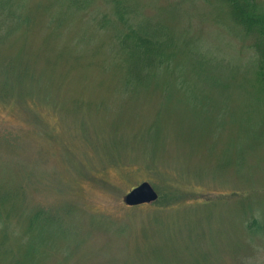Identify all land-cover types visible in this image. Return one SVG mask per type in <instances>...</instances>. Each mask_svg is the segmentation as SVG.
<instances>
[{"label":"rangeland","instance_id":"rangeland-1","mask_svg":"<svg viewBox=\"0 0 264 264\" xmlns=\"http://www.w3.org/2000/svg\"><path fill=\"white\" fill-rule=\"evenodd\" d=\"M134 1H123L132 17L178 31L184 46L167 76L185 93H163L158 81L139 93L121 86L120 23L99 24L116 18L114 0H89L59 34L58 4L26 0L32 23L0 41V196L15 207L4 220L9 202L0 206V264H264L255 39L200 0ZM83 32L92 39L78 45ZM11 62L27 65L24 78L3 71ZM142 181L157 198L126 204ZM37 211L50 219L29 223Z\"/></svg>","mask_w":264,"mask_h":264},{"label":"trees","instance_id":"trees-1","mask_svg":"<svg viewBox=\"0 0 264 264\" xmlns=\"http://www.w3.org/2000/svg\"><path fill=\"white\" fill-rule=\"evenodd\" d=\"M88 1L51 0L50 6L45 7H53L57 3L58 8L61 10L57 11L56 26L50 29L55 32L56 30L61 31L67 28L69 26V20L72 18V12L86 6ZM123 1L128 2V0H114V13L116 18L104 14V20L101 19L99 21V24L102 22L100 28H104L105 30L108 29L111 21H118L120 23V26L114 29L113 34L115 39H113L114 43H112L115 45L118 54V59L114 61H117L115 63L117 72H113L116 75H120L121 86L127 88L132 93H139L145 92L152 81H158L163 93H185L183 92V84L180 81L177 83V80L173 81L171 77L167 76V60L175 59L174 56L177 54V49L184 46V43L176 36L178 31L175 32L171 21L168 22L166 19L158 20L155 16H151L150 20L147 18L138 20L139 18L132 17L130 15L132 8L125 6ZM130 1L136 3L134 0ZM200 1L204 7L207 4H211L221 10L225 14L229 26L236 28L239 37L252 36L255 39L253 45L257 51V60H253L254 70L258 73L257 76L264 88V13L257 11L259 5L256 3V0ZM136 5L138 6L137 3ZM25 6L26 0H0V41L15 29L24 25L29 26L32 23V17L27 15V13L21 12ZM165 8L166 6L163 4L159 10ZM199 10L188 11L186 14H192ZM48 37L51 36L49 35ZM91 39L92 34L88 33L87 35L83 32L78 37V45ZM170 40L172 42V49H170ZM99 44L105 45L104 41L100 42V40ZM253 45L250 43V47ZM202 56L204 65L210 69L213 62L211 60L212 56L208 51H202ZM3 71L8 74L16 71L20 77L24 78L27 73V65H22L18 69L11 62L9 64L7 63L6 66L3 64ZM15 193H10V195ZM12 198V196H0V206H3L1 204H4V202H9L8 210L5 209V212L2 213L4 220L10 211L15 208L11 204ZM37 217L41 218L40 221H48L50 219L49 216L40 215V212L37 211L29 223H32L33 220L38 221L36 219ZM0 220L2 221L1 218ZM1 225L6 226L7 223L2 221Z\"/></svg>","mask_w":264,"mask_h":264},{"label":"water","instance_id":"water-1","mask_svg":"<svg viewBox=\"0 0 264 264\" xmlns=\"http://www.w3.org/2000/svg\"><path fill=\"white\" fill-rule=\"evenodd\" d=\"M157 196L158 193L150 182L142 181L124 195V201L129 205H135L143 202H152Z\"/></svg>","mask_w":264,"mask_h":264}]
</instances>
